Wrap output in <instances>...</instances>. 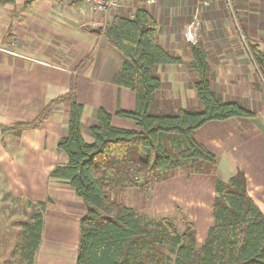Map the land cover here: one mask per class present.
Masks as SVG:
<instances>
[{
    "label": "crops",
    "instance_id": "obj_1",
    "mask_svg": "<svg viewBox=\"0 0 264 264\" xmlns=\"http://www.w3.org/2000/svg\"><path fill=\"white\" fill-rule=\"evenodd\" d=\"M231 2L237 24L264 51V0ZM13 4H0V203L8 209L10 202V208L16 210L8 211L0 227L18 231L15 239L4 232L0 244L6 243L5 238L12 239L8 243L18 242L21 222L28 221L45 201L41 242L33 264H44L45 260L75 264L85 205L65 180L49 175L55 166L67 162L57 143L67 134L69 103L51 106L37 127L17 134L7 129L40 117L52 100L68 92L83 105L81 131L86 142H92L89 128L96 123L98 108L112 115L115 126L135 129L133 121L114 115L117 108H135L134 93L113 82L124 58L97 31L114 15L132 17L137 7L147 9L156 19L158 44L182 59L180 64L154 68L162 83L153 96L155 114L186 108V97L200 107L190 86L197 74L191 68L185 40V25L191 17L179 19L178 0H158L150 8L143 0H123L105 15L92 11L83 1L64 13L53 0H34L21 19L12 18ZM36 10L43 12L38 15L33 13ZM203 24L198 40L207 54L211 87L223 100L238 102L255 116L209 121L194 131L195 139L215 154V166L208 164L205 171L198 163L187 170L185 165L179 166L147 192L126 190L135 197L136 192L148 196L149 209L159 204L163 212L170 211L171 200L183 207L193 223L198 245L212 223L216 179L227 181L236 172L243 173L247 194L264 213V88L243 41L230 43L228 37L226 42H213L208 38L207 21ZM172 100L177 102L167 106ZM127 205L133 207L131 202ZM6 260L10 258H1L0 264H10Z\"/></svg>",
    "mask_w": 264,
    "mask_h": 264
},
{
    "label": "trees",
    "instance_id": "obj_2",
    "mask_svg": "<svg viewBox=\"0 0 264 264\" xmlns=\"http://www.w3.org/2000/svg\"><path fill=\"white\" fill-rule=\"evenodd\" d=\"M14 2L0 0V4ZM31 4L25 2L24 10ZM157 29L154 16L137 7L132 17L114 15L97 31L124 58L113 82L134 93L135 108H117L114 115L133 121L135 129L115 126L112 115L98 108L96 123L89 128L92 142H86L81 131L83 105L68 92L52 100L40 117L7 130L17 134L37 127L51 106L69 103L67 134L57 143L67 162L55 166L49 175L65 180L85 205L79 220L75 264H264V213L247 194L241 172L227 181L216 179L212 223L199 245L191 222L180 231L169 215L151 219L109 199L115 190L147 192L179 166L199 162L215 166V154L195 139L194 131L209 121L255 116L240 103L223 100L211 87L207 54L198 39L187 42V46L191 68L197 74L193 88L203 109L153 114V96L162 85L154 68L182 63L181 57L158 44ZM238 30L264 88V51L239 24ZM45 205V201L40 202L30 219L21 222V238L5 262L33 264L41 242Z\"/></svg>",
    "mask_w": 264,
    "mask_h": 264
},
{
    "label": "rangeland",
    "instance_id": "obj_3",
    "mask_svg": "<svg viewBox=\"0 0 264 264\" xmlns=\"http://www.w3.org/2000/svg\"><path fill=\"white\" fill-rule=\"evenodd\" d=\"M27 1H34V0H15V3L12 6L13 13H11V16L13 19H18V17L21 19V16L24 13L25 2H27ZM53 1L57 3V6H59L58 7L59 11H62V12L72 10L71 9L72 6L76 7V6L80 5V3L82 2L81 0L80 1L79 0H66L67 2L65 4H63V3H59L60 0H53ZM178 3H179V5L177 6L178 8L176 9L177 10L176 15L179 16V19L182 20L184 17L188 18V17H191L194 13H198V16L200 18V26H199L198 32H197V39H198V35H199L200 31L204 27L203 23H205V20H206L207 21L206 28H207L208 33L210 35V36H208V38L210 40H212L213 42H215V41L220 42V43L226 42L225 40H227V38L229 37V40H227V42L242 43V39L239 38L237 35V32L239 30H238V26L236 25V19L234 17L235 12L233 10L231 0H229L231 7H229L230 5H228L226 0H178ZM148 7L150 8V6H148ZM174 9L172 11H175ZM42 12H43L42 10H36L33 13L40 15ZM184 12H186V15L184 14ZM232 33H234L233 35H236L233 37V39L230 38V36H231L230 34H232ZM228 34H229V36H228ZM224 70H226V69L224 68ZM258 77H259L260 83L263 86L262 80H261L259 75H258ZM208 78L211 79L210 73L208 74ZM193 79H197V77H195ZM195 81H193V80L190 81V86L192 85V88H193V84ZM176 102L177 101L172 100L170 102V104H169V102H167L166 105L167 106H173L174 103H176ZM198 102H199V100H198ZM178 104L179 103H177V105ZM186 104H187L186 108H184V109H187V110H200L201 111L203 109V106L200 102H199L200 107H197L194 104V102L188 100L187 97H186ZM151 112L153 114L157 113L155 106H152ZM159 112L160 111H158V113ZM167 113L169 114L171 112L168 111ZM190 167H191L190 165H185L183 168L187 170V169H190ZM198 167L204 171L209 168L208 163H205V162L204 163L199 162ZM175 169L176 168L169 170L165 174V177H168L169 175H171ZM136 193H137V196L135 197V195H133L132 192H128L126 190H121V191L115 190L109 194V199H110V201L122 202L125 204H128V202H131V203H133V208L139 214L147 216L148 218H151V219H156L160 216L169 215L173 218L178 230H180V231L184 228L185 223L187 221L192 223V221L188 218V213H186V211H184L183 207H180L177 203L174 204L175 201L171 200L172 204L170 205V208H171L170 211L165 210V212H163L162 210H160V207L157 206L159 204H157V205L155 204L156 206L149 209L147 206L148 196H146L145 194L144 195L140 194L138 196V192H136ZM141 193H143V192H141ZM171 199H173V198H171ZM4 200L5 199H3L2 201H4ZM6 200H7L6 202H8V199H6ZM8 204H9V207H8V209H6L8 205H6L4 203H0V222L2 221V219L5 215L9 214V212L12 213L13 211L16 210V209L10 208V205H11L10 202ZM15 217H14V219H15ZM11 219H13V218H11ZM17 231H18V228H15V227H0V236L4 235V232H5V233H10V236L12 237V239H15L14 237H15V234ZM12 239L9 240V239L5 238L6 243H4V245L0 244V260H1V258H5V257L11 258L12 257L13 254L11 252H12V249L14 247V244L7 242V241H12ZM50 262H52L51 264H62L63 263V261L62 262L56 261L58 263H55V261H47V260H45L43 263L44 264H50ZM1 263H2V261H1ZM64 264H71V263L65 262Z\"/></svg>",
    "mask_w": 264,
    "mask_h": 264
},
{
    "label": "built area",
    "instance_id": "obj_4",
    "mask_svg": "<svg viewBox=\"0 0 264 264\" xmlns=\"http://www.w3.org/2000/svg\"><path fill=\"white\" fill-rule=\"evenodd\" d=\"M91 10L98 12L102 15H105L110 9L118 7L121 5L123 0H82ZM145 5L153 6L157 3L158 0H143ZM66 0H60V3L65 4ZM228 5H230L229 0H226ZM231 7V5L229 6ZM232 11V10H231ZM233 13V12H232ZM236 25L238 26L237 22ZM200 26V18L198 13H194L190 20L185 25V40L187 42H196L197 41V32ZM241 39H243L241 35Z\"/></svg>",
    "mask_w": 264,
    "mask_h": 264
},
{
    "label": "bare ground",
    "instance_id": "obj_5",
    "mask_svg": "<svg viewBox=\"0 0 264 264\" xmlns=\"http://www.w3.org/2000/svg\"><path fill=\"white\" fill-rule=\"evenodd\" d=\"M206 190V189H205Z\"/></svg>",
    "mask_w": 264,
    "mask_h": 264
}]
</instances>
